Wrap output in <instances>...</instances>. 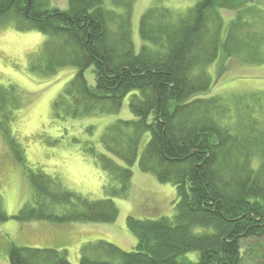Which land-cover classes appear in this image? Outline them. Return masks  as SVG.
<instances>
[{
  "label": "trees",
  "instance_id": "1",
  "mask_svg": "<svg viewBox=\"0 0 264 264\" xmlns=\"http://www.w3.org/2000/svg\"><path fill=\"white\" fill-rule=\"evenodd\" d=\"M237 1L196 0L181 16L162 7L148 9L138 28L145 44L135 53V0H67L65 10L48 7V0H0V24L11 21L19 30L47 35L31 63L33 70L52 74L69 66L76 69L54 110L60 106L71 118L112 113L130 96L134 120L108 126L100 138L106 154L92 153L97 165L118 183L108 185L109 196L127 197L136 162L142 174L176 189L172 218H127V230L137 239L132 251L97 240L82 247L79 264H264L262 107L202 97L212 87L205 68L220 52L224 58L263 60L264 21L253 6L248 7L251 20L243 22L237 16L222 38L220 11L240 12ZM248 24L260 31L240 38L239 30ZM90 67L94 86L85 77ZM1 95L0 88V107ZM1 128L16 160L24 164L8 125ZM28 182L33 195L14 217L20 222L99 224L118 217L110 198L87 201L41 171L29 172ZM7 219L0 209V222ZM65 253L11 244L8 264H71Z\"/></svg>",
  "mask_w": 264,
  "mask_h": 264
},
{
  "label": "rangeland",
  "instance_id": "2",
  "mask_svg": "<svg viewBox=\"0 0 264 264\" xmlns=\"http://www.w3.org/2000/svg\"><path fill=\"white\" fill-rule=\"evenodd\" d=\"M195 2L135 0L131 20V40L135 53L145 44L139 37L138 28L140 17L148 9L162 7L175 16H181ZM237 5L241 7L240 12L227 9L220 11L223 39L229 23L235 21L237 16L243 22L251 20L249 6L254 7L253 11L258 10L257 18L264 21V0H239ZM47 6L65 10L67 0H48ZM258 31V28L250 29L248 24L238 34L241 38ZM46 40L47 35L35 30H19L14 22L0 24V88L4 99V105L0 107V209L8 217L6 221L0 222V264L9 263L8 250L11 244L17 247L65 250L66 259L71 264H79L80 261L82 248L75 244L78 240H86L85 244L103 240L114 244L121 251L130 252L136 246L137 239L127 230L128 217L155 220L175 215L178 200L175 187L169 183L159 184L146 176L140 177L144 182L133 187L138 194L134 201L109 196L108 185L117 187L118 183L97 165L92 153L106 154L100 138L108 126L119 120H134L129 110L130 96L125 97L121 108L112 113L71 118L66 116L65 109L60 106L54 110V102L73 78L76 69L69 66L52 74L33 70L31 63L40 55ZM262 51L263 60L258 63L248 62L237 55L224 58L220 52L218 59L205 68L212 87L202 97L218 96L234 105L238 100L245 107L254 109H258V104L264 113V46ZM41 64L40 60L35 66L40 67ZM92 71V67L85 71L90 86H94ZM234 112L231 116L235 117ZM3 124L8 125L11 136L20 145L24 164L16 160L6 143L1 128ZM144 146L145 142L140 152ZM118 164L123 166L120 162ZM253 165L256 166V163ZM131 170L133 173L138 171L137 162ZM36 171L58 179L64 189L87 201L110 198L118 209L117 219L111 223H88L91 228H95V233H92L94 237L87 236L89 233H76L73 238L74 233L69 238L57 237L60 235L59 230L70 224L15 220L14 217L22 207L31 201L33 191L28 182V173ZM146 175L155 179L151 174ZM83 236L90 238H80ZM188 258L193 259L194 256Z\"/></svg>",
  "mask_w": 264,
  "mask_h": 264
},
{
  "label": "crops",
  "instance_id": "3",
  "mask_svg": "<svg viewBox=\"0 0 264 264\" xmlns=\"http://www.w3.org/2000/svg\"><path fill=\"white\" fill-rule=\"evenodd\" d=\"M90 164H91V166H93L92 163H90ZM141 176H146L149 179H152L154 182H157V181H155L156 179H154L153 177H149V175L142 174L139 170L138 171H135L133 173V176H132V179H131V183H130V189H129V192L130 193H128L126 199H128L130 201H134V199L137 197V195H138L137 194V191L133 187L136 188L138 184L144 182L143 178H140ZM131 190H132V193H131ZM90 226L91 225H89L88 223H86V224H70V225H65V227H62L63 230H59L60 231V235L57 236V237H63L64 236V238H69L70 235H71V233H74V234H72V238H73V235H75L76 233H80V234L81 233L82 234L83 233L84 234L85 233H89V234H87V236L94 237L92 235V233H95L94 232V229L95 228H91ZM55 233H58V232L55 231ZM84 236L83 237H80V238H84V239L90 238V237H84ZM75 238H77V237H75ZM85 242H86V240H82V241H79L78 240V241L75 242V244L78 245L77 247L78 248L80 247V249H81L83 247V245L85 244ZM59 245H64V244H59ZM66 254H67V252H66Z\"/></svg>",
  "mask_w": 264,
  "mask_h": 264
}]
</instances>
